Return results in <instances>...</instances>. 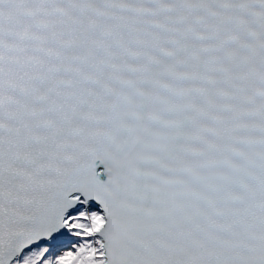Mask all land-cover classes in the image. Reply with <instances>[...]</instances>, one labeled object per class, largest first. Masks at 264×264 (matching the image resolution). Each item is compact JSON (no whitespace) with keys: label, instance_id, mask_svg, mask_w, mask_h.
Listing matches in <instances>:
<instances>
[{"label":"snow or ice","instance_id":"6c2138e0","mask_svg":"<svg viewBox=\"0 0 264 264\" xmlns=\"http://www.w3.org/2000/svg\"><path fill=\"white\" fill-rule=\"evenodd\" d=\"M0 264H264V0H0Z\"/></svg>","mask_w":264,"mask_h":264}]
</instances>
